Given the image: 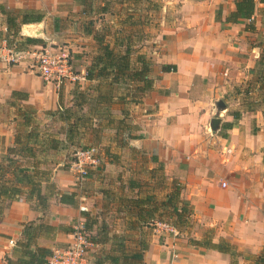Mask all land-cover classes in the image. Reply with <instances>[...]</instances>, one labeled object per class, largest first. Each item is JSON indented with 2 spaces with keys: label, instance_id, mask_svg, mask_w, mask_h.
<instances>
[{
  "label": "crops",
  "instance_id": "1",
  "mask_svg": "<svg viewBox=\"0 0 264 264\" xmlns=\"http://www.w3.org/2000/svg\"><path fill=\"white\" fill-rule=\"evenodd\" d=\"M154 1L163 18L154 34L128 28V11ZM235 1L0 0V159L23 124L60 141L37 155L48 172L41 183L46 211L22 196L0 219V264L19 253L24 225L40 219L61 227L33 239L52 250L82 220L91 239L97 233L105 240L94 243L97 256L113 253L112 241L122 236L127 250L138 238L148 243L147 264H264V69L253 71L264 42V0H254L250 18L232 21ZM99 36L115 53L128 49L132 68L142 59L149 64L150 89L142 92L127 76H88ZM35 47L68 54L76 79L58 87L31 59L3 58L8 48ZM85 142H102L108 157L75 182L55 157ZM175 185L191 211L178 228L186 238L158 232V211L148 225L138 214ZM62 194L73 202H61Z\"/></svg>",
  "mask_w": 264,
  "mask_h": 264
},
{
  "label": "trees",
  "instance_id": "2",
  "mask_svg": "<svg viewBox=\"0 0 264 264\" xmlns=\"http://www.w3.org/2000/svg\"><path fill=\"white\" fill-rule=\"evenodd\" d=\"M134 2L140 0H133ZM143 1V0H141ZM150 1V0H145ZM254 9V0H236L235 10L230 14V19L235 21L239 18H250ZM24 21H26L24 19ZM28 41H31L28 39ZM96 41L100 45V54L90 64L87 70L88 76H92L93 72L96 74L108 76L112 75L114 79L119 77L130 78L131 81L140 82L139 90L142 92L150 89L152 80L148 78L149 64L142 59L141 66L132 68L130 65V52L125 49L122 53H115L109 48V45L99 36ZM262 51L253 71L261 75L264 69V42L261 44ZM166 70L167 67H164ZM135 96H132L133 99ZM102 102L107 103L106 97H101ZM137 102L136 97L133 99ZM24 132L16 134L14 144L8 147L7 153L1 157L0 160V219L4 214L5 209L10 202L25 196L27 201L34 199L39 210L45 212L47 205V196L41 193V183L46 173V170H41L39 167L40 160L37 158L38 154L44 153L48 149H58L60 147L59 139H56L52 133L45 135L40 132L38 126L23 124ZM45 135V136H44ZM49 136V137H48ZM42 137V138H41ZM69 138V137H68ZM68 141V139H67ZM32 158V159H30ZM30 159V160H28ZM180 186L175 185L172 192L167 194L164 200L158 204L149 203L148 208H138V214L142 216V225H148L154 219V214L158 211L157 218L159 219L166 213L173 216L176 220L174 226L178 229L181 225H185L191 213L187 204L178 201ZM60 201L72 203V195H60ZM150 201V200H149ZM152 219V220H151ZM141 225V224H140ZM61 227L53 226L49 223L43 222L41 219L37 223H28L24 225L23 233L26 236L24 243L20 246V251L15 258L6 257L7 264H46L47 257L51 254L52 249L34 243L33 239L39 234H52L53 236ZM66 232L71 231L66 229ZM91 239V238H90ZM94 243H105L101 238V234L91 239ZM195 245H203L212 248L221 249V243L211 244L207 241L192 240ZM114 248L113 253L104 255H95V264H147L144 261V252L148 248V243L138 238L135 247L131 250L125 248L124 239L120 236L116 241H112ZM228 245V244H227ZM224 248V247H223ZM226 249V247H225ZM224 249V250H225ZM151 264V263H149Z\"/></svg>",
  "mask_w": 264,
  "mask_h": 264
},
{
  "label": "built area",
  "instance_id": "3",
  "mask_svg": "<svg viewBox=\"0 0 264 264\" xmlns=\"http://www.w3.org/2000/svg\"><path fill=\"white\" fill-rule=\"evenodd\" d=\"M8 63H18L21 60L31 59L32 66L37 74L45 81H52L56 86L63 85L66 81L75 80L72 72L69 55L55 53L45 47L27 48L17 51L8 48L3 57ZM100 163V153L94 145L75 147L70 169L78 178L87 176L90 170L96 168ZM83 209V207H80ZM155 229L160 233L177 235L178 229L166 221H154ZM70 240L62 247H56L47 257L46 264H89L88 250L94 242L90 239L89 232L82 220L72 227L69 233ZM14 244L13 240L9 241Z\"/></svg>",
  "mask_w": 264,
  "mask_h": 264
},
{
  "label": "rangeland",
  "instance_id": "4",
  "mask_svg": "<svg viewBox=\"0 0 264 264\" xmlns=\"http://www.w3.org/2000/svg\"><path fill=\"white\" fill-rule=\"evenodd\" d=\"M153 1V0H152ZM158 1V0H157ZM146 2V1H145ZM146 4V3H145ZM156 2L154 1L153 2V6L151 7V6H149V7H146L144 4L143 5H140V6H138L137 5V9L136 10H133L132 9V11L130 10V11H128V12H130L131 13V15H130V23L128 24V28L129 27H131V30L133 31V32H137V31H142L143 30V35H148V36H151L152 34H154V32H152L151 30L152 29H155V27H157V25H158V22H159V20L161 19H163L162 17H160V11H159V9H158V7H157V9H156ZM160 4H162L160 1L158 2V5L160 6ZM128 14V13H127ZM101 24V23H100ZM145 25V26H144ZM126 26V25H125ZM147 30V31H146ZM149 30V31H148ZM145 32V33H144ZM146 32H147V34H146ZM106 33V32H105ZM102 36V38H103V35H101ZM103 39H105V36H104V38ZM106 39L108 40L109 38H108V36H106ZM77 63V61L76 60H74V64H76ZM73 64V65H74ZM104 89H107L105 86H104ZM134 99V98H133ZM133 99L131 98V102H133V103H135L134 101H133ZM52 123V122H51ZM52 125V127H53V124H50V126ZM54 125H58V124H54ZM52 129H54L55 130V128H52ZM16 132H17V134L18 133H23L24 132V129L23 128H18V130H16ZM110 134H111V131H109V130H105L104 131V135H105V140H109L108 138L110 137ZM104 141V140H103ZM89 145H94L97 149H98V151H99V153H100V163H99V165L96 167V168H98V167H100L101 166V164L103 163V159H107V157H108V154H106V152L104 151V145L102 144V142L101 143H96V142H93V143H89V142H85V143H81V144H78V145H73L72 147H70V150H69V153H68V155H65L64 153H60L58 156H56L55 158H57V160L56 161H58V162H60V163H63L64 161H65V165L67 166V170L65 171L66 173H68L69 175H71V176H73V178H74V180H76L75 182H78L79 180H83L84 178H86L87 176H85V177H83V178H78V176H77V174L74 172V171H72L71 169H70V163H71V160H72V158H73V151H74V149H75V147H85V146H89ZM104 155V156H103ZM1 160V159H0ZM56 166H57V164H56ZM64 168V167H63ZM96 168H94V169H92V170H95ZM92 170H90V172L92 171ZM72 172V173H71ZM89 172V173H90ZM74 186V185H73ZM160 196V195H159ZM159 221H166V222H169V223H171V224H175L176 223V220H175V218L171 215V216H169V214L168 213H166L165 215H163L162 217H160L159 219H158ZM70 222V221H69ZM76 222V220H74V221H72L71 223H70V225H67V226H71V225H73L74 223ZM150 227H152V226H150ZM184 227H186V225H181V229L182 230H184L185 228ZM88 231V230H87ZM193 231V230H192ZM192 231H191V233H192ZM89 232V231H88ZM183 233V234H182ZM180 232V231H178V236H184V238H186L187 236V234H185L184 232ZM89 235H90V233H89ZM169 235V234H168ZM171 235V234H170ZM174 236V235H173ZM127 238V237H126ZM127 240H129L128 238H127ZM65 245V243L64 244H61V245H58V246H56V247H62V246H64ZM99 248H101V247H95V248H91L90 250H88V256H89V264H95L94 263V260H95V255H96V252H99L98 250H99ZM97 249V250H96Z\"/></svg>",
  "mask_w": 264,
  "mask_h": 264
},
{
  "label": "water",
  "instance_id": "5",
  "mask_svg": "<svg viewBox=\"0 0 264 264\" xmlns=\"http://www.w3.org/2000/svg\"><path fill=\"white\" fill-rule=\"evenodd\" d=\"M218 106H220L219 103H218ZM217 122H218V119H216V118H214V119L212 120V122H211V124H210V126H211L212 129L215 128V124H216Z\"/></svg>",
  "mask_w": 264,
  "mask_h": 264
}]
</instances>
